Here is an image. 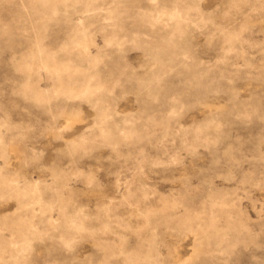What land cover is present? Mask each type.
I'll return each instance as SVG.
<instances>
[{"label":"rangeland","instance_id":"1","mask_svg":"<svg viewBox=\"0 0 264 264\" xmlns=\"http://www.w3.org/2000/svg\"><path fill=\"white\" fill-rule=\"evenodd\" d=\"M0 264H264V0H0Z\"/></svg>","mask_w":264,"mask_h":264}]
</instances>
